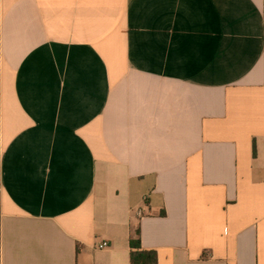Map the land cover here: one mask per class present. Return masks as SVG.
<instances>
[{
  "label": "crops",
  "instance_id": "crops-1",
  "mask_svg": "<svg viewBox=\"0 0 264 264\" xmlns=\"http://www.w3.org/2000/svg\"><path fill=\"white\" fill-rule=\"evenodd\" d=\"M137 226L264 264V0H0V264H131Z\"/></svg>",
  "mask_w": 264,
  "mask_h": 264
},
{
  "label": "trees",
  "instance_id": "trees-1",
  "mask_svg": "<svg viewBox=\"0 0 264 264\" xmlns=\"http://www.w3.org/2000/svg\"><path fill=\"white\" fill-rule=\"evenodd\" d=\"M131 264H156L157 255L155 250H145L140 244V230L137 226L129 240Z\"/></svg>",
  "mask_w": 264,
  "mask_h": 264
},
{
  "label": "built area",
  "instance_id": "built-area-1",
  "mask_svg": "<svg viewBox=\"0 0 264 264\" xmlns=\"http://www.w3.org/2000/svg\"><path fill=\"white\" fill-rule=\"evenodd\" d=\"M108 246V242L105 240V241H101L99 244H97V248H105Z\"/></svg>",
  "mask_w": 264,
  "mask_h": 264
}]
</instances>
